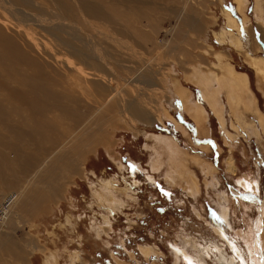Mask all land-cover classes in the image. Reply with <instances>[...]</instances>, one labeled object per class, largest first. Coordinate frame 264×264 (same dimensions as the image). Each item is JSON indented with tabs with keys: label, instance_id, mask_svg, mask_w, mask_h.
<instances>
[{
	"label": "rangeland",
	"instance_id": "1",
	"mask_svg": "<svg viewBox=\"0 0 264 264\" xmlns=\"http://www.w3.org/2000/svg\"><path fill=\"white\" fill-rule=\"evenodd\" d=\"M63 1L75 16L63 23L74 26V30L86 38L92 30L89 31L90 24L80 21L78 0ZM246 1L248 24L244 26L233 0H130L131 8L142 4L137 14L142 15L144 21L139 28L101 25L103 30L102 27L97 30L107 31L104 32L107 36L102 32L91 33L96 34L95 41L100 42L98 49L102 54L99 50L98 53L108 63L96 75L77 59L75 47L69 48L63 43L71 38L55 29L54 24L59 26L60 23L53 15L63 13L58 0H31L33 6L22 7L20 15L17 10L12 13L14 7L9 0H0V34L24 55L25 60L9 65L8 71L0 66L1 81L6 80L8 86L15 89L17 76L7 77L9 70L29 75L35 70L34 65L58 77L75 76L78 73L75 69L81 68L86 71L85 77H80L81 82H86L91 91L94 84L101 86L102 96L98 99L111 95L109 102L114 103L107 109L106 105L94 104L91 94L85 90L76 95L80 102L76 105L78 108H72L75 114L84 117L89 114L93 118L97 115L100 121L93 126L96 138H90L87 146L81 149L77 166L64 180L58 194L48 198L41 195L50 183L46 173L52 170L48 167L54 170L55 157L42 167L28 168L25 174L19 168L6 172L10 180L16 178L17 181H11L12 185L0 184V207L3 208L6 195L13 194L11 192L20 195L11 208L9 219L0 223V264H184L175 256L174 247L205 264H220L215 261L218 251L214 246L231 256L229 242L240 246L250 259L259 248L260 230L255 227L260 220L259 208L264 203V136L249 137L244 130L232 127L237 124L227 111L224 130L208 111L209 134L207 130L200 132L180 103L169 100L171 93L185 90L192 94L193 102L205 106L200 89L192 83L193 70L199 68L202 72L220 74L217 64L230 63L236 71L248 76L258 109L264 115V84L258 82L245 62V55L264 58V27L256 20L254 0ZM224 11L236 20V35L243 43V52L231 48L217 34L222 28L231 31L225 25ZM21 17L24 22L18 24L16 21ZM184 18L191 19H188L189 24ZM48 27L54 28L49 30ZM215 54L220 55V62ZM28 60L36 63L31 65ZM141 73L151 75L159 86L154 84L155 88L151 86L142 91L134 81ZM131 100H148L146 103L151 110L142 108L152 118V113H156L153 108L162 103L172 121L144 122L130 118L125 106ZM246 115L248 119L255 117L252 112ZM62 122L66 129L71 123ZM59 124L55 125L57 137L62 132ZM0 135L9 138L5 130ZM145 135L171 138L191 158H199L214 168V174H203L197 165L190 164V173L199 187L196 197L188 193V179L185 184L170 185L165 180L166 168L151 171L149 163L153 151L149 146L152 149L153 142ZM230 149L234 174L226 168ZM26 153L37 156L34 151ZM119 164L122 169L117 168ZM59 170L55 168L52 172ZM149 175L152 180L148 179ZM241 176L257 180L256 199L247 196L237 184ZM103 186L112 188L119 201L117 210L98 197ZM221 207L229 211L227 221L221 218ZM213 228L222 230L226 238L217 236ZM249 228H255L250 239ZM256 254V260H263V252ZM251 259L253 261L254 257Z\"/></svg>",
	"mask_w": 264,
	"mask_h": 264
},
{
	"label": "bare ground",
	"instance_id": "2",
	"mask_svg": "<svg viewBox=\"0 0 264 264\" xmlns=\"http://www.w3.org/2000/svg\"><path fill=\"white\" fill-rule=\"evenodd\" d=\"M233 2L236 6V11L243 18V25L246 26L248 24V18L245 14L248 4L247 1L233 0ZM263 2V0H254V12L256 20H258L264 27ZM8 3L14 7V9H12V13L17 10L19 15L21 14L22 7L26 8L33 6L31 0H9ZM78 3L80 6L79 11L81 12H79V14H81L80 21L90 24L89 31L91 28V33L102 32L97 30V27H102L101 25H106L107 27H117L118 24H121L122 26L130 28H139L138 25L144 21L143 16L137 14L139 7H141L142 4L139 7L135 6L134 8H131L128 4L130 3V0H78ZM58 4L63 13L57 16L53 15L56 17V22L60 23L59 26L54 24L55 29L59 30L61 35L65 33L67 34V38L68 36L71 38V40L68 38V41L63 40V43L69 48L70 46L75 47L77 50L73 49V51H76L74 52V55L80 60L81 64H83L85 68L90 70L93 74L98 75L99 71L102 72L103 68L108 63L104 60L106 58L100 56L102 53H100V50L98 49L100 42L95 41V39H98L96 38V34L87 33L86 35L90 38L89 40L87 37L85 38L80 36L79 34H81V32L78 34V31L76 32L74 30V26H66V23L64 22V24L63 21L68 20L69 18L74 19V13H71L70 7L67 6L63 0H58ZM222 13L225 18V25L227 28H230L231 31H226L222 28V30L217 33L219 38L223 42L228 43V45L237 52H243L245 50L243 43L236 35L238 32L236 20L232 18L228 12L224 11ZM26 18H29V16ZM188 19L190 18H184V22L186 24H189L191 20ZM18 20H15L18 24L24 22L22 17ZM53 28L50 27L49 30H52ZM104 32L102 33L107 36L105 34L107 31L105 33ZM104 35L101 36L102 39ZM59 37L63 38L62 36ZM113 40L115 39H112L111 41ZM106 41H108V38ZM74 42L75 44H78L77 47L72 44ZM0 49L1 68L6 67L7 69L9 65H16L18 60H24V55H21L20 51H18L17 48L1 34ZM98 50L100 54L98 53ZM215 55L217 62H220V55ZM245 56V62L255 73L258 82L264 84V58L252 57L249 55ZM29 63L34 65L36 62L32 63V61H30ZM29 63L28 65L30 66ZM34 66L35 70H33L29 75L22 72L19 74L18 70H9L8 74L6 72L7 77L17 76L15 81L17 87L15 89L10 88L7 82H5L6 80H0V133L2 130H5L6 134H9V138L6 135H0V184L4 185L5 183H9L12 185L11 181L15 182L16 178L10 180V177H8V174L6 173L7 171L12 172L13 168H19V170L25 174L28 172V168H33L34 165H36V167H42L44 164H47L52 157H55L53 162V164H56L54 170L55 168H60V170L53 173V167H48L52 168V170H47L49 174L48 172L46 173L49 178L47 181H50V183L48 182V186L45 187L44 192L41 193L43 197L45 196V198H48L51 196L53 197L54 194H58L59 190L63 186L64 180H67L70 177V172L77 166L81 149L87 146V142L89 143L90 138H96L97 136V131L93 128V126L95 127V125H98V122L100 121L99 116H97L96 113V117L94 118L89 114V116L86 115L85 117L84 115L78 116L75 114L76 112L72 108L80 102L79 97L76 95L85 90L91 94L94 104L99 103L100 107H104L106 105L105 108L107 109H110L114 103L111 104L109 102L112 99L111 95L105 99L102 97V100L98 99L102 96L101 86L94 84L91 91L86 86V82H81L80 77L83 78L85 77L83 74H86L84 69H75L78 71L76 74L78 77L76 75H67L64 77L60 75V77H62L60 78L58 77L59 75L50 74L39 68L37 65ZM217 66L220 69V74H217V72L215 73L214 71L202 72L199 68L193 70V78L191 79L192 83L200 89L201 99L206 108L199 103L193 102L192 94L185 90H178L175 94L171 93L169 96L170 102L177 100L180 103L183 112L193 120L194 124L197 126V130L199 131L207 130V133L209 134L207 125L208 111L211 112L213 117L217 120L219 128L224 130V114L227 111L234 117L237 124V126L233 125L232 127L244 130L249 137H259L260 135L264 136V115L260 113V110L258 109V102L251 90L248 76L244 73L236 71L230 63H226L225 65L224 63H220L217 64ZM141 67H143V65ZM151 70H153V68ZM143 71L145 70L143 69ZM159 77L160 76L158 74L157 78ZM154 80L155 79L151 77V75L144 73H141V75H138L134 79V81L141 86V89L143 88L142 91H144L147 87H154V84L157 85L158 83ZM158 80L160 81V79ZM109 82L110 86L115 88V84L112 83V81ZM161 82H163V78ZM158 86L159 84L157 87ZM151 90H153V88H151ZM142 91L140 95L143 97L144 95L142 94ZM4 92L5 94H3ZM137 97L139 98V95ZM146 102L131 100L128 104H126L127 106H125V109L130 118L144 122H152L154 119H166L168 121H172L162 107V103L158 105V108H153L156 110V113L152 110L155 113H152L154 118L150 115L148 116L147 114L149 112L146 114L142 108L143 106L145 108L148 107ZM75 108L78 107L76 106ZM147 109L149 110L150 107ZM97 111H99V109ZM107 112L108 111H106L105 114ZM245 112H252L255 117H250L251 119H248L249 116H247ZM64 120L71 122L69 123L70 125H67V129L65 126L61 125ZM57 123H60L58 127L62 129L59 137L56 135L55 125ZM177 125L179 124H176L175 126ZM182 131L184 133V130ZM52 137H54V139H52ZM145 138L150 139L153 142L152 149L149 146V149L153 151V157L149 163L151 171L159 172L163 167L166 168L165 180L170 185H182V183L185 184L188 179L190 182L188 193L196 197V195L199 194V187L193 175L190 173V164L197 165L198 169L203 174H214V168L207 165L206 162L200 161L199 158H191L186 152H183L182 149L175 145L171 138L154 137L152 135H145ZM26 151H34L37 153V156H30V154L26 153ZM228 152L229 155L226 161V168L228 172L234 174L235 165L233 163L231 149ZM164 158V163H162ZM117 159L113 160L116 161ZM116 166L118 169L123 168L120 164L119 166ZM148 179L152 180L153 178L150 176ZM237 184L247 196L256 199V196L259 193V184L257 180L249 179L247 176H241L240 178H237ZM108 185L110 186V184ZM11 193L13 194L6 195L3 201V208L0 207V223L2 224L9 219L11 208L18 202L16 199L20 194H16V192ZM43 197H41V199H43ZM98 197L103 203L110 206L111 209H118L119 201L116 200L112 188L103 186V189L100 190ZM259 209L260 220L256 222L257 224L255 228L258 231L260 230L259 243L257 242L260 249L256 246L255 247L258 248L256 249V252H260L261 254V252L264 253V203ZM220 212L223 221H227L229 211L224 207H221ZM254 230L249 228V234H247L249 239L252 237V231L254 232ZM213 231L217 236L226 238L223 231L219 228H213ZM228 245L231 250V256H228L226 252L214 246L218 251L216 260L214 259L216 262L220 264H264V254L263 260L262 258L256 260L257 254L256 252H253L249 259L246 254H244V250H242L240 246L235 245L234 242H229ZM173 249L175 256H178L180 260L184 261V264H205L199 258L189 255L185 250H181L176 247ZM247 249L250 248L247 246ZM208 251H210L209 248ZM252 257H254L253 261L251 259Z\"/></svg>",
	"mask_w": 264,
	"mask_h": 264
}]
</instances>
